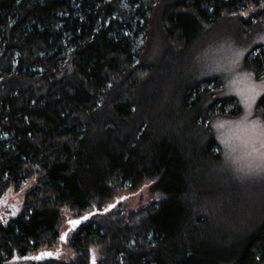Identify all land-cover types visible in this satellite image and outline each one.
Listing matches in <instances>:
<instances>
[{"label": "trees", "instance_id": "16d2710c", "mask_svg": "<svg viewBox=\"0 0 264 264\" xmlns=\"http://www.w3.org/2000/svg\"><path fill=\"white\" fill-rule=\"evenodd\" d=\"M260 3L0 0V196L36 181L0 223V264L59 249L62 209L81 216L148 181L159 203L93 215L66 237L71 260L37 263L264 264V200L250 213L210 126L236 103L187 72L215 27ZM262 53L245 61L257 76Z\"/></svg>", "mask_w": 264, "mask_h": 264}, {"label": "rangeland", "instance_id": "374dc122", "mask_svg": "<svg viewBox=\"0 0 264 264\" xmlns=\"http://www.w3.org/2000/svg\"><path fill=\"white\" fill-rule=\"evenodd\" d=\"M262 12L264 3L258 6L248 5L243 7L240 16L231 17L220 28L215 27V31H211L212 33L196 46L193 59L187 68L188 75H192L196 80L218 79V83H221L219 88L213 86V83H217L215 80L203 83L202 88L207 87L210 91L214 87L213 97L231 98L236 103L225 106L224 113L215 114L210 120V126L220 146L222 166L238 178L240 182L236 185L244 187L241 188L245 193L242 196L245 202H250V213L254 206H259L261 200H264V159H261L264 156V135H261L264 131V110L257 106L264 97V67L257 76L245 67V61L247 57L256 58L263 55L264 14L255 18ZM241 19L249 24L242 27ZM35 184V179H32L18 190L10 187L0 196V223L6 225L21 213L25 196ZM152 184L153 181H148L136 190L130 191L127 188L120 191L116 198L122 197L123 201L107 214H97V218L111 213L139 211L156 205L163 196L152 190ZM116 198L107 205L115 202ZM60 213L62 224L59 234L62 236L69 228L68 221L80 216L70 213L66 208ZM247 214L248 211H245L244 216L249 219ZM93 219L96 217L87 222ZM75 231L69 232L68 240ZM60 248L58 260H71L75 256L68 241ZM56 250L58 246L51 251ZM100 259L101 255L94 253L89 264H97ZM37 262L39 261H10L6 264H38Z\"/></svg>", "mask_w": 264, "mask_h": 264}, {"label": "water", "instance_id": "95a60500", "mask_svg": "<svg viewBox=\"0 0 264 264\" xmlns=\"http://www.w3.org/2000/svg\"><path fill=\"white\" fill-rule=\"evenodd\" d=\"M124 198L122 197H118L116 198L115 202L111 203V204H106L102 209H94L92 211H89L87 213H85L84 215H81L80 217L77 218H73L71 220L68 221V225L69 228L67 229V231L60 237L61 238V244L59 246V249H61V245L62 243H65L67 241V236L69 234L70 231H75L77 230L82 224L86 223L89 219H91L93 217V215H97V214H105L110 212V210H112L118 203H121L123 201ZM85 217H87V219H84ZM70 221H80V223L78 225H76L75 227H73L69 222ZM56 250L55 252H52L50 250H44V251H40L38 252L36 255H29V256H24V257H20L17 254H15V256L12 258V262H17V261H28V260H36V261H44L47 259H57L59 256V252L60 250ZM45 254H51V255H45Z\"/></svg>", "mask_w": 264, "mask_h": 264}, {"label": "snow or ice", "instance_id": "6c2138e0", "mask_svg": "<svg viewBox=\"0 0 264 264\" xmlns=\"http://www.w3.org/2000/svg\"><path fill=\"white\" fill-rule=\"evenodd\" d=\"M261 135H264V131L261 132ZM261 159H264V156L261 157ZM84 219H87V217H85ZM73 227H75L76 225H78L80 223V221H70L69 222ZM45 255H51V254H45Z\"/></svg>", "mask_w": 264, "mask_h": 264}]
</instances>
